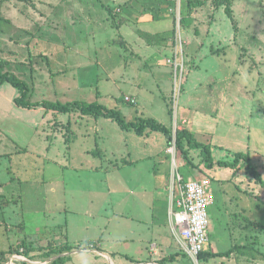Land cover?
<instances>
[{"label":"rangeland","instance_id":"obj_1","mask_svg":"<svg viewBox=\"0 0 264 264\" xmlns=\"http://www.w3.org/2000/svg\"><path fill=\"white\" fill-rule=\"evenodd\" d=\"M73 1L0 0V39L13 40L26 46L36 38L63 47L57 52V57L50 60L35 57L29 61L32 63L30 65H9L8 71H5L29 85V99L32 103L99 102L106 107H120L127 121L157 117V121L160 118L165 120L166 126L174 125L175 130V124L181 122V110L186 101L196 112L204 105L201 104L203 99L199 102L195 99L205 94V91L194 79H226L229 76L230 79H240L243 86H251L257 92L251 93L253 102H244L242 107L241 122L244 119L245 124L247 121L249 123L242 128L244 130L230 132L225 117L217 112L208 115L218 118L217 134L227 138L226 148L231 150H216L215 155L223 161L234 159L233 152L243 149L233 148L229 143H232V139L239 142V134L242 133V142L251 147V155L259 152L264 156V77L259 79L257 67H254V71H249L252 64L250 59L245 63L247 68L240 63V59L237 62V50L228 47L231 43L227 41V37L237 35L238 32L236 33L231 19L226 15L227 0H222L220 5L216 4L217 0H198L201 4L197 0L188 2L189 4L182 1L180 14L182 17L186 16L181 28L185 42L184 76L176 78L172 65L162 67L165 78L158 82L159 89L155 90L156 96L153 97H157V106L155 103L154 108L150 104L152 101L148 90L151 84L146 79V74H151V71L143 66L145 62L135 58L120 43L118 29L113 26V22H118L122 14L113 16L115 10H118L117 7L113 8V1L100 0V10L94 15L85 6H81L80 9L84 7L86 11L85 17L82 11L76 9L80 0ZM158 1L169 6L167 0ZM147 6L152 8L156 5L148 3ZM230 6L238 19L242 41L247 36V25H250L254 29V35H257L259 29V40L255 44L264 45V33L261 34L260 31L264 30V0H231ZM197 9L201 13L205 12V15H199L197 19L190 18L189 10ZM72 18L76 25L71 23ZM83 18L97 19L100 27L96 28L94 25V32L99 33L98 42L93 39L95 34L92 33V24L82 21ZM56 19L60 22L59 29L54 27ZM216 23L218 26L215 28ZM29 25L38 26L42 30L38 33L33 30L28 32L26 26ZM196 27L203 31L204 27H208L207 30L211 32L197 37ZM175 38V35L172 36L173 48L167 61L174 56ZM197 39L205 45L198 52L200 57L191 62L187 51L188 43H191L189 48L195 53ZM255 44L252 46L257 48ZM222 47H226V50L221 51ZM251 79H254V83ZM256 79H259V83ZM16 91L8 82L0 85V201H4L0 205V254L8 252L1 264H51V259L58 258L46 257L51 248L45 246L47 244L41 242L42 239L40 243L45 245L39 244L35 248L36 254H32L31 248L29 255L21 253L25 239L34 240L35 226L42 231L40 238L45 235V238L58 244L52 247L57 251L64 248L59 240H69L78 250L86 249L89 241L102 240V251L109 254H130L136 258L123 260L124 263L113 258L116 264L146 262L147 253L144 248L150 247L151 251L156 241L148 245L141 243L140 235L146 236L150 223L145 224L135 218L154 213L155 207L159 213L166 212L167 215V210H161L160 207L170 206L172 175L170 176V168L166 172V165L168 163L171 167L172 156L169 149L172 147L166 145V150L158 161H139L145 156V150L148 154H153L152 147L146 146L151 141L150 136L140 137L135 131L122 130L112 119L84 116L78 111L69 115L62 113L57 117L47 112L21 109L22 107L10 102ZM132 96L138 98L139 106L125 101L126 97ZM202 119V116H197L196 126L203 125L200 121ZM247 132L250 139L245 136ZM196 137L198 142L206 143L204 137ZM163 146L159 147V152L163 150ZM176 154L178 171L185 180L204 183L211 195L213 208H209L210 251H236L230 257L208 261H199V258L192 261L187 255L181 254L183 257L180 262L264 264V203L261 199V202L257 201L258 197L255 199L257 192L254 191L259 189L255 179L245 169L234 177L247 193L245 211L248 216L243 225L237 226L231 219L227 221L216 216L229 208L223 207L227 197L222 195L220 204H214V200L217 202L219 197V188L215 180L200 168L202 160L197 153H191L188 159L183 158L178 151ZM234 185L227 189L236 191L238 188ZM177 187L178 184L175 190ZM257 203L260 204L258 209ZM113 205L117 210L130 211V221L123 223L114 220L111 223L114 216ZM213 210L216 215H213ZM164 228L165 239L176 249L177 243L169 226L164 225ZM120 235L132 239L125 245V241H117L116 238H120ZM68 261L67 264H112L107 257L80 251Z\"/></svg>","mask_w":264,"mask_h":264},{"label":"crops","instance_id":"obj_2","mask_svg":"<svg viewBox=\"0 0 264 264\" xmlns=\"http://www.w3.org/2000/svg\"><path fill=\"white\" fill-rule=\"evenodd\" d=\"M67 0H60V2L65 3ZM68 1H73V0H68ZM109 1H113L114 3V7H117V11L115 10V13L113 14V16H116L115 14H122V16L120 17L121 19L118 22H113V26L118 29V33H119V37H120V43L122 44V46H124L127 50H129L128 52L131 53L135 58H138L141 60V62H145V64L143 66H145L147 69H149V71H151V74H146V79H149V82L151 84V86H148V90L149 93L151 94V105L154 108V105L156 103L157 106V97L154 98L153 96L155 94V90L159 89L158 85H159V81L161 79H164V71H163V66H168L167 65V59H168V55H170L172 53V48H173V40H172V36H174V29H175V12H174V8H175V4L174 2L169 1V6L166 7L165 5H163L160 1L158 0H109ZM183 0H181V4ZM74 2V1H73ZM190 3L193 2V0H184V3ZM150 3L152 5V3H154L156 6L155 7H148L147 4ZM188 3V4H189ZM197 3L201 4V2L197 0ZM119 5V6H116ZM81 6H85V9L88 10L89 12H91V15L97 14L98 11L100 10V0H80V5H76V9L82 11V14L84 17L86 16V11L84 9V7L82 9H80ZM123 6H125L126 8H123ZM173 6V7H172ZM112 7V6H110ZM112 10V9H111ZM214 10V9H212ZM190 18L192 19H197L199 15L204 16L205 12L201 13L199 12V10H194V11H190L189 13ZM185 17H183V19H185ZM234 18H235V22H236V27L234 26L237 35H229L227 37V41H229L231 44L228 45L229 48L231 49H236L237 50V54H238V59L237 62H239L240 59V63L245 66V63L247 62V59L251 60V68L249 71H254V67L258 68V77L259 79H261V77H264L263 72H264V45L261 46H257V44H255V42H257V40H259V29H258V33L257 35H254V29L253 27H250V25H247V29H246V35L249 36V38L246 36L245 39H243L242 41V31L240 29V25L239 22L237 21L238 19H236L235 14H234ZM118 19V18H116ZM97 19H88V18H83L82 21L85 22H89L90 24H92V33L95 34V37H93L94 40H96L98 42L97 39V35L99 33L94 32L95 28H99L100 25L98 24V21L96 22ZM74 23V19L72 18L71 23ZM84 22H82L81 24L83 25ZM233 23V22H232ZM76 25V23H74ZM215 28L218 26L217 23L214 24ZM234 25V24H233ZM201 26V25H200ZM213 26V25H212ZM211 26V27H212ZM54 27L56 29H59L60 27V22L58 21V19H56ZM28 32L30 31H34L35 33H38V31L42 30V28H38V26H33V25H29L26 26ZM208 27H204V31L202 29H200L199 27H196V31H195V35L197 37H200L202 34H210V30H207ZM213 28V29H215ZM24 30V29H23ZM249 30V31H248ZM261 34L264 33V30H260ZM33 35H35L33 33ZM38 35V34H37ZM33 43L31 44H27L26 46L23 44H19V43H15L13 40H6V39H0V62L5 63V71H8V67L9 65H30L32 63H30L29 61L32 60L33 58L37 57V58H45L50 60V58H54L57 57L56 54L58 51H61L60 49H62L63 47L61 45H58L56 43L50 42V41H46V40H37L36 38L33 39ZM198 42H196L197 47L195 46L194 49L195 53H193V51L191 50V43H188V57L191 58L190 61L192 62V60L194 58L200 57L198 52L199 50L201 51V48L204 47V43L202 41H199L197 39ZM255 44L257 48H254L252 45ZM193 45V42H192ZM233 46V47H232ZM252 46V47H251ZM72 49V47H70ZM199 48V49H198ZM226 50V47H222L220 50ZM238 49H240V51H238ZM226 54V53H224ZM164 56V57H163ZM226 57V56H225ZM226 62L229 60H225ZM263 62V65L261 64ZM30 63V64H29ZM246 67V66H245ZM247 68V67H246ZM137 75L139 76V73H137ZM136 76V75H134ZM211 77V76H210ZM136 79V78H135ZM141 79V78H139ZM259 79H256L257 83H259ZM152 80V81H151ZM197 85L201 86V89H204L205 94L203 93L202 96L199 97H195V99L197 100V102L200 101V99H203L204 102L201 104V107H199L200 109L196 112V109H194L191 104H188V102L186 101L184 106L182 107V114L180 117V124L176 125V129H187L189 130L194 136L195 138H197L196 136H202L204 137V141L206 143V145H209L212 151V156H213V160L215 163V167L211 170L207 169L205 164H203V162L201 161V166L200 168L202 170H204V172L210 176L212 179L215 180V182L218 185V199L217 202L214 200V204H220L221 200H222V195L224 197H227L226 199H224L223 202V207H229L226 208V211L223 210L221 212H219V215H216V211L213 210V215H216L218 218H221L224 220V218L228 221L231 219V221H235L237 223V226L243 225L245 218L248 216V212L245 211L247 210V207L245 205L246 200V190L243 187H240L236 182V179H234V177L236 175H238L239 173H241V171H243L244 169H231V168H220L217 166V163L219 161H223L220 158H218L215 155V151L216 150H226V151H231L230 149L226 148L227 146V142H226V137H222L217 134L218 131V127H219V121L217 120L218 118H211L208 115H213L215 112H217L218 115L225 117V122L228 124L229 126V130L230 132L233 131L235 132L238 129L244 130L242 128L246 127V124L248 125V121L245 124V120L243 119L241 122V110L242 107H244L245 103L247 102L252 103L253 102V97L251 96V93H253L255 90L253 89V87L251 86H243V81H241L240 79H230L229 76L226 77V79H214L213 77H211L210 79H194ZM254 79H251L252 83ZM250 81V79H249ZM153 85V86H152ZM154 85H157V87ZM205 85V87H204ZM208 90V93H206ZM219 91V92H218ZM148 92V91H147ZM257 92V91H255ZM13 96H11L10 102H14L15 98L19 96L18 91L13 92ZM130 98H134L137 100V105H133L131 103V105L133 106H139V100L138 98L135 96H132ZM16 105V104H15ZM198 105V104H196ZM117 106H112V107H107L109 109H115ZM21 108V107H19ZM120 111L121 108L117 107ZM139 108V107H137ZM21 109H25V108H21ZM148 109V107H147ZM27 110H37L40 112H47L51 115H55V116H61L65 113H61V112H56V111H48L43 107H38L36 109H27ZM207 111V112H205ZM72 113V112H71ZM71 113H67V115L71 114ZM143 114V112H142ZM200 115L203 117L202 121L203 125L202 126H196V120H197V116ZM239 116V118H238ZM143 118V117H141ZM139 119V118H136ZM145 119V118H144ZM154 119V118H153ZM156 119L158 120V118L156 117ZM155 119V120H156ZM136 121V120H135ZM161 121V122H160ZM160 123L164 124L165 120L161 119L159 120ZM170 128H174V125H167ZM175 129V130H176ZM248 133V132H247ZM240 135V141L238 142V140L232 139V143H229L233 148L236 149H243L241 151H237V152H233L234 156L233 158H235V156L238 153H249L252 163L253 165L256 167V169L258 170V172L262 175L263 180H264V156H261V154L259 152H255V154L250 153V148L244 141L242 142V138L244 136H242V133L239 134ZM149 137L151 138V141H149V145L146 146H151L154 151L153 154H148V151L145 150V156L140 159L139 161L142 160H157L162 158L161 155L165 152L166 150V145H168V141L167 138L165 137V135L161 132H154L151 131L150 129H148L145 134L143 136L140 137ZM245 136L247 137V139H250L251 136L249 137V133L245 134ZM236 139L238 137V135L236 134ZM163 146V150L161 152H159V147L161 145ZM169 146V145H168ZM245 150V151H244ZM169 153V152H168ZM191 153H197V155L201 158L200 156V151L198 150H191ZM172 156V160H171V167L169 166V164L167 163L166 165V172H168L169 168H170V176L172 175V183H171V187L173 184V179L176 176V174H179L181 177H183L180 172L178 171V167H177V154H175V156H173L171 153H169ZM234 160V159H232ZM231 160V161H232ZM127 163H133L132 161H126ZM174 164V165H173ZM185 166V163H182ZM173 166V168H172ZM119 167V166H118ZM174 167H176L177 169H174ZM94 168V167H93ZM97 169V168H96ZM116 169V167H114V170ZM172 170V171H171ZM185 179V178H184ZM189 181V180H188ZM233 181V183L231 182ZM176 182V181H175ZM234 184H236V191H234L233 189H227L231 186H233ZM259 185V184H258ZM257 187L260 189H258L257 192L255 193V199L257 198V201L259 200V202L264 203V188L261 186ZM235 186V185H234ZM169 187V186H168ZM178 189V187H177ZM177 189L175 190V194H173V191L171 189L170 192V206L167 207H160L161 210L166 211L167 210V215L164 213H159L157 207H155V212L154 213H147V214H142L143 216H138V218H135V220L137 221H144V223H150L149 226H147V232H146V236L145 235H140L141 238V243L148 245L153 241H156L152 247H151V251H150V247H145L144 251H146V256L145 259L147 260L146 262H143V264H185L183 262H180V260H182L181 254H186V252L182 249L181 244H180V240L179 237L177 236V233L175 232L174 228H173V224H172V211H174L175 208V199L177 198L179 191H177ZM241 190V191H239ZM229 193V195H227ZM261 199V200H260ZM216 202V203H215ZM4 201H0V205H3ZM254 204V203H251ZM218 205H216L215 207H218ZM257 206H260L259 203L256 204V209ZM213 208V207H210ZM166 209V210H165ZM67 212V210H66ZM113 213L114 216L112 218V220H110V222H114V220H117L118 222H127L130 221L129 217L131 215L130 211H121V210H117V208L115 207V205H113ZM163 214V215H162ZM231 215V216H230ZM161 221V222H160ZM152 222V224H151ZM2 223V222H1ZM0 223V224H1ZM164 225H168L173 236H174V240L177 243V248H173V246L171 245L170 241H167L164 237V232L166 231V229L164 228ZM38 227L35 226V228L33 229L34 231V235L33 238L34 240H26L24 242L27 243V245L29 246V248H31V252H33L32 254H36V250L35 248H38L39 244L41 245H45V243L48 247H53L58 245L57 243H55V241H50L47 237L45 238V235H43V238H40L41 235V230L37 229ZM68 237V236H67ZM120 238H116L117 241H125V245L128 244L127 242L131 241L132 238H123V236H119ZM39 239V241H38ZM43 240L41 242H45V243H40V240ZM60 242H62L63 247H69L71 249L70 252H64L63 254L59 255V257H70V259H66L65 263L63 264H67V261H71V256L73 254H78L79 251L85 254H91V253H96L98 256H102V257H107L111 260L112 264H116L115 263V259H117L120 263H124L123 260L126 261H130V260H135V256L134 255H130V254H122V253H107L105 251H102V240L101 241H89V242H94L95 245L89 249H75L74 245H72L69 240L65 239V240H59ZM113 242H115V239H113ZM211 242V241H210ZM88 243V242H87ZM86 243V245H87ZM31 245V246H30ZM11 249V248H10ZM9 249V250H10ZM33 249V251H32ZM8 250V251H9ZM150 252H149V251ZM11 251V250H10ZM113 251V250H112ZM230 251H224V252H211L210 251V245L208 248L207 252L213 253V254H219V253H225ZM236 252V251H235ZM233 251V253L231 255H233L235 253ZM6 252H3V254H0V264L2 261V258L4 256H6ZM21 253H24V248H22ZM142 253V252H141ZM230 255V256H231ZM114 256V257H113ZM229 256V257H230ZM189 260H194L192 259L189 255H187ZM53 258V257H52ZM220 257H218L219 259ZM221 258H227V257H221ZM51 259V258H50ZM56 258L51 259L53 262ZM214 259V258H212ZM68 261V262H69ZM162 261V262H161ZM48 263V262H45Z\"/></svg>","mask_w":264,"mask_h":264},{"label":"trees","instance_id":"obj_3","mask_svg":"<svg viewBox=\"0 0 264 264\" xmlns=\"http://www.w3.org/2000/svg\"><path fill=\"white\" fill-rule=\"evenodd\" d=\"M222 0H217L216 4L220 5ZM231 0H227L226 15L231 19L234 26L236 27V22L234 18V11L230 6ZM184 20V19H183ZM5 63L0 62V85L8 82L10 83L19 93V96L15 98L14 102L16 106L25 109H36L38 107H43L48 111H56L61 113H71L80 112L84 116H94V117H105L116 121L122 130L124 131H135L139 136H143L145 132L150 129L154 132H161L165 135L170 147L175 146L176 151L181 153L183 158L188 159L190 157L191 150L200 151V156L202 157V162L205 164L206 168L211 170L215 167V163L212 156V151L209 145H205L197 141L195 136L187 129H176L167 127L166 125L160 123L153 118H141L136 121H127L119 109H109L105 105L94 102H69V103H54V102H43V103H32L29 99L30 88L29 85L23 80L19 79L16 75L5 72ZM217 166L220 168H231V169H245L246 172L255 179L256 183L264 188V180L262 175L258 172L256 167L253 165L249 153H238L234 160L232 161H219ZM95 245L94 242H88L86 249H89ZM22 248H24L25 254L29 255L30 248L26 242L22 243ZM49 253H46L48 259L59 256L64 252H70L69 247L58 249H52ZM26 249V250H25ZM19 252V251H17ZM233 253L230 250L225 253L213 254L210 252H204L199 256V261H208L212 258L218 257H229ZM69 257H59L55 259L51 264H63Z\"/></svg>","mask_w":264,"mask_h":264},{"label":"built area","instance_id":"obj_4","mask_svg":"<svg viewBox=\"0 0 264 264\" xmlns=\"http://www.w3.org/2000/svg\"><path fill=\"white\" fill-rule=\"evenodd\" d=\"M175 4V47L173 58L167 61L172 65L176 72V78L179 75L184 76L183 55L185 42L182 38L183 17L181 12V0H170ZM179 82L176 84L178 92ZM125 101L137 105V100L126 97ZM169 152L175 156V146L169 149ZM176 181V182H175ZM178 184L179 194L175 199V210L172 211V224L177 236L179 237L182 249L192 259H198L199 256L208 251L210 245V222L209 208L213 204L211 195L204 183L189 180L179 174L173 179L172 191L175 194V186Z\"/></svg>","mask_w":264,"mask_h":264}]
</instances>
